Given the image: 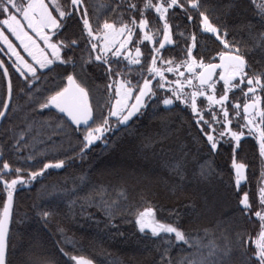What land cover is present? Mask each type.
I'll list each match as a JSON object with an SVG mask.
<instances>
[{
  "label": "trees",
  "instance_id": "1",
  "mask_svg": "<svg viewBox=\"0 0 264 264\" xmlns=\"http://www.w3.org/2000/svg\"><path fill=\"white\" fill-rule=\"evenodd\" d=\"M201 2V10H206L214 23L226 25L230 34L238 40L246 41V31L251 25L256 30L264 31V17L256 8L258 0ZM86 3L95 23L97 17L102 21L120 13H124V18H127L130 3L137 4V11L131 14L139 19L138 9L143 8L145 0H86ZM189 11L195 17L192 21L188 20L187 14L178 5L174 10H169L168 18L175 43L165 46L161 53L165 58L173 56L181 60L185 44L190 43L185 37L192 32L196 33L198 39L199 46L193 50L194 55L199 53L198 59L203 55L207 60L215 51L223 48L213 34L202 32L198 13L191 9ZM144 14L152 30L162 28V22L154 9H145ZM66 31L69 39L81 40L80 26L75 22L70 23ZM180 32L184 36L178 35ZM10 38L16 43L14 37ZM161 38L162 33L156 38L157 45ZM151 48L150 42L141 44V51L148 56L149 62ZM81 50L87 54L83 43L75 49V53L79 56ZM258 50L248 48L247 51V58L254 69L264 66V49ZM0 57L11 65L12 61L7 57L2 54ZM142 64L146 68V62L142 61ZM126 65L127 61L123 60L119 67L127 72ZM113 66L117 67L115 63ZM50 68L51 71L41 70L39 80H34L33 85L25 89V94L19 93L24 85L15 70L10 68L16 90L11 101L12 107L0 127V153L3 159L9 160L14 167L31 170L42 167L48 160L66 161L64 167L47 169L30 185L17 188L10 226L9 258L12 264H32L33 261L39 264H76L71 259L73 256L91 259L94 264H159L165 249H169V257L173 264H177L182 257L196 251L191 243L175 242L174 234H171L173 243L169 246L165 243L168 239L166 234L153 237L150 231L140 233L134 224V214L147 206L156 208L157 219L178 223L193 236L203 237V229H213L208 237H204L205 244L216 237V242L223 246L221 229H225L233 245L229 264H242L244 257L251 255L255 245L248 239V234L253 237L256 235L259 220L254 215L251 219L240 215L234 184L235 172L231 163L232 145L227 140L222 141L216 150H210L206 137L194 122L190 108L179 102L175 106H164L154 100L127 127L113 129L106 134L107 146L104 140L97 141L81 157L75 125L54 107L38 108V103L55 90L53 85L59 84L66 76L65 68L59 61ZM139 70V66H133V79ZM68 71H71L70 67ZM88 72L91 76L88 82L91 102L97 111L103 108L106 112L109 102L105 86L107 78L101 75L102 69L96 65L89 67ZM5 83L0 69V100L5 98ZM29 91L31 96L26 94ZM222 91L223 85L219 93ZM261 95L264 97V93ZM230 97L231 101L239 98L243 102L240 90L233 91ZM200 105L205 109L206 118H210L206 102L203 100ZM30 124L29 134L20 137V132L29 129ZM16 139L20 140L19 148L16 147ZM34 143L35 149L32 147ZM29 155L34 159L28 160ZM237 159L249 166L245 170L248 179L242 182L241 192L249 191L254 213L259 207L258 187L261 169L264 168L255 137L242 139ZM177 160L184 167L183 181L178 180L169 167L172 161ZM201 167L211 168L213 174L201 177ZM99 185L107 186L106 200H118L120 206L115 209L113 217L105 215L99 205L96 193ZM118 187L126 189V199L118 198L115 190ZM89 194L95 196L96 203L84 199ZM4 198L5 193L0 184V207ZM41 209L50 211V218H42L39 215ZM175 213L179 214L178 221ZM218 221L221 222L219 225ZM237 231L245 233L248 240L246 250L241 249L236 242ZM201 252L207 255L208 248L201 249Z\"/></svg>",
  "mask_w": 264,
  "mask_h": 264
},
{
  "label": "snow or ice",
  "instance_id": "2",
  "mask_svg": "<svg viewBox=\"0 0 264 264\" xmlns=\"http://www.w3.org/2000/svg\"><path fill=\"white\" fill-rule=\"evenodd\" d=\"M177 5L187 14L189 21L195 19L189 9L197 12L202 32L213 34L223 48L215 51L207 60L203 55L198 59L199 53L193 54V50L199 46L198 39L196 33L192 32L190 36L185 37L190 43L185 44L181 60L161 55L166 45L175 43L168 14L169 10H174ZM149 8L158 14L162 22L161 29H151L149 19L144 14L145 9ZM201 8V0H185L184 3L181 0H156L155 3L153 0H145L143 8L138 9L139 19L131 14L137 11V4L130 3L127 18H124V13H120L102 21L97 17L94 23L86 0H0V54L12 61L11 65H8L5 59L0 58V69L6 78L5 98L0 100V118L7 116L16 90L10 68L15 70L24 85V88L19 89V93L25 94V89L33 85L34 80H39L41 70L51 71L50 66L55 65L57 61L64 66L66 76L59 84L53 85L55 90L51 91L43 102L38 103V108L54 107L75 125L74 132L78 137L77 146L81 157L97 141L104 140L107 146L106 134L111 133L113 129L127 127L134 118L143 114L154 100L164 106H175L178 101L190 108L194 122L206 137L210 150H216L224 140L232 145L231 163L235 172L238 210L241 217L247 216L251 219L254 215L259 220L256 235L253 237L248 234V239L255 248L251 255L244 257L242 264H264V168L261 169L258 187L259 207L253 213L249 191L241 192L242 182L248 179L245 170L249 166L237 159L242 138L253 136L258 142L259 156L264 160V97L261 95L264 93V66L254 69L247 58L248 42L236 39L226 25L214 23L207 11H202ZM256 8L264 17V0H258ZM72 22L80 26L79 41L67 37L66 30ZM161 33L162 39L158 40L157 45L156 38ZM178 35L184 36V33L180 32ZM61 36L64 38H58ZM249 36L253 47L264 49V31L253 33L249 29ZM10 37H14L20 47L13 43ZM144 41L152 44L149 52L150 62L148 56L141 51ZM81 43L87 48V54L81 50L78 56L75 49L79 48ZM131 45H134V52ZM123 60L127 61V72L119 67ZM142 61L146 62V68ZM114 63L117 67L113 66ZM92 65L102 69L101 75L107 78L105 86L109 102L106 112L103 108L97 111L91 102L88 84L91 76L88 68ZM133 66H139L140 69L135 79L132 78ZM69 67L71 71H68ZM166 72L174 73L175 79L170 80ZM220 81L223 82V91L217 95V84ZM233 89L241 91L243 103L237 98L230 110L229 93ZM26 94L31 96V91ZM201 97L206 100L205 107L211 113L210 118H206L205 109L198 103ZM31 127L30 124L29 129L21 131L20 137L29 134ZM15 144L19 148L20 140L16 139ZM32 147L35 149L36 144ZM0 159V184L5 193L0 207V264H12L9 258L12 236L10 225L13 222L14 194L18 186L30 185L44 175L45 170L62 168L66 161L48 160L42 167L31 170L14 167L9 160L3 159L2 153ZM27 159L33 160L34 157L29 155ZM169 167L178 180L183 181V164L178 160L172 161ZM212 174L211 168L201 167V177L206 178ZM115 190L119 199H126L125 188L118 187ZM107 191V186H97L99 205L105 215L113 217L115 209L120 205L118 200L105 199ZM84 199L97 202L92 194ZM156 213V208L144 207L135 212L134 224L140 233L150 231L153 237L166 234L168 239L165 243L169 246L173 243L171 234H174L175 242L191 243L196 251L182 257L177 264H229L228 258L233 252V245L225 234V229H221L224 236L223 246L216 242V237H212L205 244L204 237H208L213 229H203V237L193 236L186 233L178 223H166L157 219ZM39 215L48 219L52 213L41 209ZM175 215L178 221L179 214ZM220 223L218 221L217 225ZM235 238L241 249L248 248V240L243 231H237ZM203 248H208L207 255L201 252ZM168 251L169 249H165L162 252L159 264H173ZM71 259L76 261V264H94L91 259L83 256H73ZM32 264L39 262L33 261Z\"/></svg>",
  "mask_w": 264,
  "mask_h": 264
},
{
  "label": "rangeland",
  "instance_id": "3",
  "mask_svg": "<svg viewBox=\"0 0 264 264\" xmlns=\"http://www.w3.org/2000/svg\"><path fill=\"white\" fill-rule=\"evenodd\" d=\"M249 29H251V31L253 32V33H255V32H258V31H260V30H256L255 28H254V26L253 25H251L250 27H248V29H247V31H246V33H247V38H246V41L248 42V48H251L252 50H258L259 49V47H253L252 46V41H251V39H250V36H249ZM162 39V38H161ZM132 46V50H133V52H134V45H131ZM261 49V48H260ZM259 51V50H258ZM262 52V51H261ZM181 70H183V69H181ZM167 76H168V78L170 79V80H172V79H175V74L174 73H165ZM222 82L220 81V82H218V84H217V95H220V94H222V93H219V90H220V87H222ZM236 89H233L230 93H229V97H230V94L233 92V91H235ZM205 101L206 102V100H205V98H203V97H201V98H199V100H198V103L200 104V102L201 101ZM178 102V101H177ZM176 103V102H175ZM232 103H233V101H231V97H230V100H229V102H228V106H229V108H230V110H231V108H232ZM201 106V105H200ZM230 113H231V111H230ZM230 116H231V114H230ZM243 139V138H242ZM263 167H264V160H263ZM46 171V170H45ZM24 186H26V185H24ZM18 187H23V186H18Z\"/></svg>",
  "mask_w": 264,
  "mask_h": 264
},
{
  "label": "water",
  "instance_id": "4",
  "mask_svg": "<svg viewBox=\"0 0 264 264\" xmlns=\"http://www.w3.org/2000/svg\"><path fill=\"white\" fill-rule=\"evenodd\" d=\"M1 58V57H0ZM1 71H2V69H1ZM5 80H6V78H5ZM8 112H9V110H8ZM8 114V113H7ZM7 117V116H6ZM6 117H4V118H0V127H1V125L3 124V122H4V120L6 119ZM11 226V225H10Z\"/></svg>",
  "mask_w": 264,
  "mask_h": 264
},
{
  "label": "crops",
  "instance_id": "5",
  "mask_svg": "<svg viewBox=\"0 0 264 264\" xmlns=\"http://www.w3.org/2000/svg\"><path fill=\"white\" fill-rule=\"evenodd\" d=\"M15 44H17L18 47H20L19 42L15 40ZM14 43V42H13ZM27 58V57H26Z\"/></svg>",
  "mask_w": 264,
  "mask_h": 264
},
{
  "label": "flooded vegetation",
  "instance_id": "6",
  "mask_svg": "<svg viewBox=\"0 0 264 264\" xmlns=\"http://www.w3.org/2000/svg\"><path fill=\"white\" fill-rule=\"evenodd\" d=\"M222 82V81H221ZM222 84H223V82H222ZM243 102H241V104H242Z\"/></svg>",
  "mask_w": 264,
  "mask_h": 264
}]
</instances>
